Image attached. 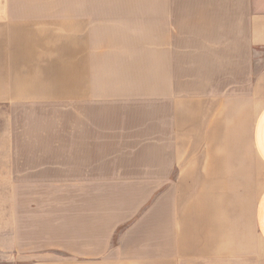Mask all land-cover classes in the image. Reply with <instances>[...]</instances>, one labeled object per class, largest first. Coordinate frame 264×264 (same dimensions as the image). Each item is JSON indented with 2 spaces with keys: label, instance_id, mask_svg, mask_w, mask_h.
<instances>
[{
  "label": "crops",
  "instance_id": "crops-1",
  "mask_svg": "<svg viewBox=\"0 0 264 264\" xmlns=\"http://www.w3.org/2000/svg\"><path fill=\"white\" fill-rule=\"evenodd\" d=\"M64 3L0 0V194L168 183L153 216L116 244L138 209L106 219L66 264H264V0ZM148 104L155 181L110 175ZM69 109L17 129L18 111Z\"/></svg>",
  "mask_w": 264,
  "mask_h": 264
},
{
  "label": "rangeland",
  "instance_id": "rangeland-1",
  "mask_svg": "<svg viewBox=\"0 0 264 264\" xmlns=\"http://www.w3.org/2000/svg\"><path fill=\"white\" fill-rule=\"evenodd\" d=\"M59 6H65L64 0H56ZM63 32H58L60 39L65 36ZM197 92L200 87L196 86ZM195 89L192 88L193 91ZM208 104L207 102L203 103ZM182 105L177 103V107ZM200 102L192 104L194 118L200 120ZM138 111L145 112L143 121L137 127L139 133L144 137L129 140V146L139 142L141 150L131 155H118L108 157L115 160L110 164V175L114 173L117 178L130 175L132 178L144 174L149 177V181H155V153L152 111L150 104L135 106ZM134 111V109H133ZM136 112V111H134ZM139 113V112H138ZM243 113V112H242ZM140 114V113H139ZM242 115L241 117H245ZM58 117L69 119L72 117L71 110H49L27 113L18 111L16 113L17 129L22 136H26L25 127L38 121L44 122L48 126L53 125L51 121ZM183 118H178L179 130L184 127ZM184 140V135L179 136ZM23 147H26L23 145ZM21 147V148H23ZM74 159H68L73 163ZM59 162V160H55ZM55 161H44L54 163ZM42 162V161H41ZM152 166L148 171H139V166ZM126 165V170H120ZM74 167V166H73ZM112 168H114L112 170ZM130 168V171H128ZM74 169V168H73ZM164 169V174H165ZM71 171V170H69ZM114 171V172H113ZM54 172V171H53ZM178 169L174 168L170 177L175 179ZM166 175V174H165ZM170 185L158 186L153 183L147 186H119L114 188L87 189L68 191H40L24 192L20 194H0V264H66L67 256L64 254V247L86 244V241L95 238L96 234H103L107 230V225L99 227L106 219H116L122 217L124 212L133 213L131 207L137 208L132 219L113 231L111 243L116 244L122 239V235L127 229L132 227L136 221H141L145 217L148 219L157 211L158 194L164 192ZM91 198V201L88 199ZM147 200V201H146ZM221 198L215 197L214 204ZM146 201V202H144ZM95 202V203H94ZM143 203V205L138 207ZM153 205L156 207L153 209ZM151 210V213H149ZM149 213V214H148ZM157 213V212H156ZM145 218V219H146ZM143 224V223H142ZM141 224V225H142ZM104 231V232H103ZM89 234V235H88ZM83 236V238H82ZM90 237V238H89Z\"/></svg>",
  "mask_w": 264,
  "mask_h": 264
}]
</instances>
